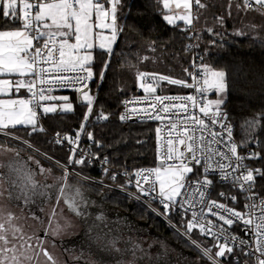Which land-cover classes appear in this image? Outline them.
Listing matches in <instances>:
<instances>
[{"label": "snow or ice", "instance_id": "6c2138e0", "mask_svg": "<svg viewBox=\"0 0 264 264\" xmlns=\"http://www.w3.org/2000/svg\"><path fill=\"white\" fill-rule=\"evenodd\" d=\"M122 2L123 0H0V16L10 25H20L18 28L0 30V76L9 77L0 78V96L9 97L0 98V134H7L20 126H30L32 132L44 131L40 126L41 116L73 111L69 97L52 94L54 90L71 88L80 94L81 103L86 102L84 122L74 137L65 134L61 138L57 133L55 142L62 144L66 141L72 145L69 164H88L99 158L98 154L90 156L85 153L80 159H75V155L80 152L81 136L85 134L94 112L95 97L89 93V82L95 78L94 50L98 47L107 54L113 53L112 45L123 32V25L118 22ZM157 3L162 5L161 11L171 13L163 15L168 24L178 27L177 21L184 23L182 31L192 29L201 10L210 7L203 0H157ZM233 7L237 15L255 11L264 16V0H227L226 11L229 17ZM215 19L221 27L224 26L225 16H217ZM247 27L253 31L257 28L255 25ZM206 30L213 35L218 34L213 28ZM106 32L110 34H105ZM233 34L248 35L243 29ZM109 66L110 59L105 62L99 74L101 81ZM184 71L191 76L192 83L170 75L137 71L136 84L145 95L125 101L126 111L119 119L124 121L136 118L161 123L162 127L155 130L158 164L151 168L134 169L132 172L125 169L123 173H112L111 179L115 181L118 176H125L126 183L121 187H135L136 198L150 197L151 202L159 203L164 210L160 213L162 215L179 211L182 213V221L190 215L191 219L183 225L185 234L190 236L198 230L204 237H211L215 241L212 247L206 244L201 246L199 242L192 241L208 264H220L222 258L230 257L236 249L245 256L254 257L255 264H264V199L259 198L254 190L257 178H264V169L250 168L245 164L246 160L264 157L255 151L247 156L238 152V148L244 147L250 140L241 144L235 141L234 126L223 110L224 96L228 89L226 73L203 63L193 71ZM164 83L195 89V94L157 95ZM213 89L217 94L215 100L206 96ZM21 90L30 94V98H19ZM12 95H17L18 98H11ZM56 101L64 103L57 106ZM128 104L143 107L129 110ZM129 111L134 116H129ZM96 119L107 120L109 116L101 111ZM244 127L251 132L264 129V113L246 119ZM86 137L97 148L103 147L102 142L95 140L93 132H86ZM255 139L259 143V139ZM3 151L6 150L0 148V152ZM15 155L19 156V153ZM35 163L39 164L38 161ZM103 163H109L107 157ZM213 164L217 165L220 182H230V186L247 201L243 211L207 198L213 184L208 178ZM200 165H203L204 178L190 180L189 174L194 172L195 166ZM6 167L17 177L15 181H9L10 187L20 192L15 199H23L28 203L37 188L52 187L40 185L34 179V173L18 162L9 163ZM39 171L44 174L47 170L40 167ZM104 171L108 173L109 169L105 168ZM68 174L69 170L65 168L64 180ZM59 192L57 200H63L70 212L80 214L82 192L76 189L69 194L70 190L66 185L60 187ZM9 195L12 196L13 193L10 192ZM219 196L238 203L237 196H228L224 192L219 193ZM257 199L259 203L255 202ZM16 219L12 212H6L0 206V264H33L34 261L39 264L38 257L41 255L51 264H58L43 247L45 241L35 234H26L15 223ZM49 223L50 228L44 232L45 236H55L64 230L54 219H50ZM53 223L54 228L51 227ZM237 225H242L240 230L249 239L230 234V230ZM33 240L35 244L32 243ZM236 259L239 261V257Z\"/></svg>", "mask_w": 264, "mask_h": 264}, {"label": "trees", "instance_id": "16d2710c", "mask_svg": "<svg viewBox=\"0 0 264 264\" xmlns=\"http://www.w3.org/2000/svg\"><path fill=\"white\" fill-rule=\"evenodd\" d=\"M203 2L210 7L201 10L205 21L194 23L197 50L203 64L226 73L228 89L222 107L227 113L228 121L234 126V137L240 143L250 140L245 143V146L251 147L252 152H260L264 157V129L251 132L244 127L246 119L264 113V27H260L264 25V16L255 11L237 15L233 7L232 15L229 17L226 11L227 0H203ZM161 9L162 5L157 3V0H123L118 21L123 25V32L118 35L117 41L112 45L113 53L107 54L97 48L94 50L95 78L89 86V92L95 96L94 112L88 121L87 130L93 132L94 137L103 144V147L95 152L100 157H107L109 164L114 167L134 169L141 166L150 168L156 166L155 125L139 121L122 122L119 119L121 100L124 97L142 93L136 84L137 71L155 72L187 80L184 70L188 69L189 64L190 39L187 32L181 30L183 24H178L177 27L163 19L164 11ZM217 16H225L223 27L217 23L215 19ZM248 25H255L257 28L253 31L247 27ZM19 26V24L10 25L0 16V30ZM207 28H213L218 34L209 33ZM239 29H243L248 35H234L233 33ZM225 39L228 42H224ZM109 59L110 66L101 81L99 74ZM184 91L186 88L164 83L157 93ZM66 93L72 101L73 111L67 114L44 116L42 123L50 132H69L80 126L83 121L86 102L81 103V99L75 92ZM101 111L108 115L109 119L97 120L96 116ZM10 133L61 161H68L69 152L63 146L54 144L44 131L32 132L31 127H17ZM29 133L32 134L29 135ZM255 138L259 139V143H256ZM9 140L0 136V143L7 142L12 146L25 149L20 143ZM47 160H44L46 165H50L52 169L56 168ZM250 167L264 169V158L250 160ZM78 170L87 175H98L95 163L82 164ZM61 172L65 173L62 167ZM80 179L78 177L77 180L84 187L97 195L100 194L106 203L128 211L135 219L143 220L147 225H153L159 232L185 246L193 260L208 263L201 257L197 248L154 218L143 207L119 193L105 190ZM254 188L258 194L264 195V178H257ZM172 219L181 227L187 223L177 214H173ZM190 236L193 239L204 237L198 230ZM209 243H211L209 240L205 241L206 245ZM119 245H121L120 242ZM140 249L141 247H139L138 256L142 264L158 263L159 254L156 252L155 245L150 247L149 253L141 252ZM179 257L181 258V254L172 251L170 260L165 264H176ZM222 259L225 264H234L228 257Z\"/></svg>", "mask_w": 264, "mask_h": 264}, {"label": "rangeland", "instance_id": "374dc122", "mask_svg": "<svg viewBox=\"0 0 264 264\" xmlns=\"http://www.w3.org/2000/svg\"><path fill=\"white\" fill-rule=\"evenodd\" d=\"M200 21H205V18L202 17V12L198 19V22ZM105 34H110V32H106ZM55 96L67 95L58 94ZM215 99H217V95L213 98V100ZM55 103L59 106V104L64 102L56 101ZM23 144L27 146L29 151H34L26 143ZM64 176L65 173L63 172L58 176L56 171L53 177L47 173L45 174V185H52V187H45L44 198L53 197V202L45 200L41 205L44 211L43 215L41 216L40 213L41 218H48L46 224H49L50 219H54L64 229L59 233L61 235V251L63 254L61 255V262L58 261L61 264H142L140 256H138L139 247H141V252L149 253L151 251L150 247H153V245L157 248L156 252L159 254L158 263L160 262V264H165L170 260L172 251H177L181 254V258L179 257V261L176 264H208L205 261L193 260L191 253L187 252L185 246L176 243L159 232L153 225H147L143 220L133 218L127 212H125L127 218H124V221L115 219L114 217L119 211L108 205L100 194L97 195L84 187L77 180V176L73 178V175H70L66 180L63 179ZM65 185L70 190L69 194L74 193L76 189L82 192V198H80V214L70 212L65 208L71 214H75L77 219L80 220L81 227L79 229V223L77 224L74 220L71 222L69 219H72V217H69L63 211V205H65L63 200L58 201L56 198L60 195V187ZM108 208H112L114 211L111 212ZM53 209H55L54 217ZM51 227L54 228L55 223ZM180 228L185 231L183 227L180 226ZM46 229H49L48 225ZM75 231L76 233L73 234ZM123 232L127 234V239L120 237V234ZM195 240L201 245H205V241H208L202 236L201 239ZM118 242L121 245H118ZM214 242L207 244V246L212 247ZM66 258L71 263L64 261ZM158 263L152 262L151 264Z\"/></svg>", "mask_w": 264, "mask_h": 264}, {"label": "built area", "instance_id": "2783aa9c", "mask_svg": "<svg viewBox=\"0 0 264 264\" xmlns=\"http://www.w3.org/2000/svg\"><path fill=\"white\" fill-rule=\"evenodd\" d=\"M184 28H185V25H183V29ZM186 32H187L188 37L190 39V41L188 43V49H189L188 70L189 71H193L194 68L199 67L203 62H202V57H201L199 51L197 50L196 43H195V38H194L195 27L193 26L192 29H190V30H188ZM41 43H42V41H41ZM186 81H187V83H192L193 82L191 76H188V75H187V80ZM90 84H91V82H89V86H90ZM62 92H75V93H77L73 89L67 88V89L54 90L52 94L62 93ZM156 94L157 95H189V94H195V89L186 88V91H184V92L165 93V94L156 93ZM144 95H145V93L142 92L140 94L124 97L121 100V102H120L119 117L126 111V109L124 107V102L125 101H131L134 98L142 97ZM214 95H215V90L214 89L206 93V96H207L208 99H212V97ZM24 98H30V94L26 93ZM127 107L130 110L133 107H137V108L138 107H143V105L128 104ZM128 114H129V116H134V114L131 111H129ZM43 117L44 116H41L40 126L43 127L44 132H46L48 134L49 138L52 140V142L54 144H57L55 142L56 141V137H57V133H59L61 138H63V136L65 134H69V135H72L74 137L75 133L80 130V126H78V127L73 128L69 132H50L49 130H47L44 127V125L42 123V118ZM131 121L153 123L155 125V130H156L157 127H162L160 122L153 121V120L141 121V120H138L136 118H132V119L124 120L122 122H131ZM83 122H84V120L82 121V123ZM217 130H219L218 126H217ZM86 132H88L87 128L85 130V134H82V136H81V140L79 142L80 152L75 155V159H80L81 156H83L85 153H87L90 156H96L97 153L95 151L100 148V147L97 148L95 145H92L91 141L89 139H87V137H86ZM165 135H166V133H165ZM0 136L6 137V138H10V139H12L11 137H18V136L14 135V134H12L10 132L7 133V134H0ZM234 139H235V141L238 144H241L235 137H234ZM12 140L25 143V140L21 139L20 137H18V139H12ZM95 140L100 141V140H98L96 138H95ZM26 144L29 147H32L33 150L36 151L40 156H43L44 158H47V159L49 158V160H52L56 164L61 166L64 169V172H65V168H68V170H69V174L68 175H70V174L71 175H75V176H77L79 178H82L83 180H85L86 182H88L90 184L99 186V187H101V188H103L105 190L111 191V192L119 193L120 195L128 198L132 202H134V203L138 204L139 206L143 207L144 209H146L152 216H154L155 218L160 220L168 228H170V229L174 230L175 232H177L184 239H186L191 245H193L192 241H196L191 236L186 235L185 231L182 228H180V226L175 221H173L172 215L173 214H177V215H179V217L182 218V213L181 212L177 211V212H173L171 215H162L160 213H163L164 210H163L162 206L159 203L151 202V198L150 197H141L139 199L136 198V196H135L136 188L135 187H127V188H122L121 187L122 185H124L126 183V177L125 176L120 175V176H118V178L115 181L111 179L112 173H123L126 168L114 167V166L110 165L109 163L104 164L103 160H104L105 157H100L99 156L98 159H94L91 162V163H95L96 164L98 175L97 176L87 175V174L82 173L80 170H78V167L81 166V165L69 164V159L72 156V152H71L72 145H69L66 141L64 143H62V144H57V145L63 146L69 152L68 161H61V160L51 156L50 154L46 153L45 151L41 150L40 148H38V147L28 143V142ZM155 147H156L155 154H156V159H157L156 131H155ZM238 152H239L240 155L247 156L248 154L252 153V150H251V147L244 146V147L238 148ZM157 161H156V165H157ZM245 164L248 167H250V160H246ZM105 168L109 169L108 173H105V171H104ZM140 168H150V167L141 166V167H137V168H134V169H140ZM134 169H127V170L129 172H132ZM219 175L220 174H219L217 165L213 164L212 168L209 169V175H208V178L213 181V184L211 186L210 194L208 195L207 198L209 200H216L219 203H226V204H228L231 207L237 208V210L243 211L244 210L243 206H244V204L247 201L244 200L243 196L238 191H236L235 189H233L230 186V182L221 183L220 180H219ZM198 178L199 179H203L204 178L203 165L195 166L194 172L189 176V179L193 180V181L198 179ZM254 190H255V188H254ZM221 192L226 193L228 196H233V195L237 196L238 203H234L231 200H227V199L221 198L219 196V193H221ZM255 192L257 193L256 190H255ZM258 197L261 198V199H264V195L258 194ZM255 202L259 203V199H257ZM209 218L210 219H214L212 217H209ZM184 219L187 221L188 219H191V216L188 215L187 217H184ZM241 227H242V225H237L236 227H233L230 230V234L231 235H237L238 234V235H240L241 238L249 239L248 237L244 236V233L240 230ZM204 238H206L210 242H213V239L211 237H204ZM252 239H254V238H252ZM237 257H239V261H237V259H236ZM228 258H230L231 262H233L234 264H246V262H248V264H255L254 257L245 256L243 254V252L240 251L239 249H236L234 254H232ZM220 264H225V262H223V259L220 260Z\"/></svg>", "mask_w": 264, "mask_h": 264}, {"label": "crops", "instance_id": "0c3cea01", "mask_svg": "<svg viewBox=\"0 0 264 264\" xmlns=\"http://www.w3.org/2000/svg\"><path fill=\"white\" fill-rule=\"evenodd\" d=\"M174 7H175V5L173 4V8ZM164 14H171V13H166V11H164ZM177 24H183L184 25V23L182 21H177ZM2 30H7V29H2ZM0 78H9V77L0 76ZM25 94H26V91L21 90V92L18 94L19 98H24ZM58 94H66L69 97V95L66 92L55 93L53 95H58ZM216 95L217 94L215 92V95L212 97L211 100H213V98ZM77 96L80 99L79 93H77ZM0 98H9V97L0 96ZM11 98H18V97H17V95H12ZM69 102L72 103V101L70 99H69ZM20 127H23V126H20ZM6 139H10V138H6ZM11 140L12 139H10L9 141H11ZM12 141H15V140H12ZM15 142L20 143L25 149H22V148H19L16 146H12V145L8 144L7 142H4V143L1 142L0 143V148H3L6 150L3 152H0V165L5 166V167H0V206H3V208L5 209L6 212H12L14 214V216L17 218L15 220V223L20 225L24 229V232L26 234H28V235L35 234L36 237H38L41 240H44L45 243H44L43 247H45L52 254V256L58 262V264H61L60 263L61 258H62L61 255L63 254L61 251V241H60L61 235L58 234V235L53 236V235L49 234V235L45 236L44 232L47 230L46 229L47 225L50 228V223L46 224L48 221V218H41V216L43 215V212H44L41 205L43 204V202L45 200L53 202V197H49V198L45 199L44 198L45 187H40V188H37L35 190V195H33L31 197V200L28 203H25L23 199H15L16 196L20 195V192L18 189L11 188L9 181L10 180L15 181L17 179V177L15 176L14 173H12V171L8 167H6V165H8L9 163L16 164L17 162L20 165H24L28 170H30L34 173V179L40 185H45L44 180H45V174L46 173L53 177L54 172L56 171L58 176H59L61 167L58 164H56L54 161L49 160V159L47 160V159L41 157L38 153H36L34 151H29V149H27V146H25L22 142H19V141H15ZM17 152L19 153V156L15 155ZM29 157H31L32 159L30 160ZM43 159L49 161L51 164L54 165L53 167H56V168H54V169L50 168L51 166L46 165ZM36 161L39 162L38 165L35 163ZM40 167H43L47 171L44 174H41L39 171ZM10 192L13 193L12 196L9 195ZM108 205H110V204H108ZM63 206H64L63 211H65L69 215V217L70 216L72 217V219H69V220L71 222H73V220H74V222H76L77 224L79 223V227H78V229H79L81 227L80 220L77 219V216L75 214H71L69 211H67L65 209L66 208L65 205H63ZM110 206H112V205H110ZM112 207H114V206H112ZM114 208H116V207H114ZM116 209L119 212H118V214H116V216L114 218L115 219H121L122 221H124V218H127V215L125 214V212H127V213H129V212L125 211V210L118 209V208H116ZM108 210L111 212L114 211V210H112V208H108ZM40 213H41V216H40ZM133 218H135V217H133ZM74 233H76V231L73 232V234ZM120 237L122 239L128 238L127 235H125V232L120 234ZM32 243L35 244V240H33ZM118 245H119V242H118ZM64 256H65V254H64ZM38 261H39V264H51V262H48L46 260V258L43 257L42 255L38 257ZM64 261H66L67 263L69 262L68 258H66V260H64ZM69 263H71V262H69ZM33 264H35V261L33 262Z\"/></svg>", "mask_w": 264, "mask_h": 264}, {"label": "water", "instance_id": "95a60500", "mask_svg": "<svg viewBox=\"0 0 264 264\" xmlns=\"http://www.w3.org/2000/svg\"><path fill=\"white\" fill-rule=\"evenodd\" d=\"M224 42H228V40H227V39H225V40H224ZM157 164H158V161H157Z\"/></svg>", "mask_w": 264, "mask_h": 264}]
</instances>
